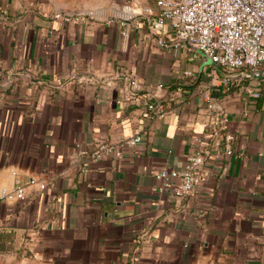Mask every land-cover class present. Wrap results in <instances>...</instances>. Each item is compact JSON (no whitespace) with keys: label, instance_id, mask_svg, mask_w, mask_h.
Wrapping results in <instances>:
<instances>
[{"label":"crops","instance_id":"obj_1","mask_svg":"<svg viewBox=\"0 0 264 264\" xmlns=\"http://www.w3.org/2000/svg\"><path fill=\"white\" fill-rule=\"evenodd\" d=\"M157 1L0 0V264H264V98L247 93L264 83L160 45ZM208 87L230 153L204 136ZM151 99L172 100L163 118L142 116ZM137 133L84 168L98 143ZM197 137L201 182L179 197L155 172L181 169ZM17 186L22 199L2 197Z\"/></svg>","mask_w":264,"mask_h":264},{"label":"built area","instance_id":"obj_2","mask_svg":"<svg viewBox=\"0 0 264 264\" xmlns=\"http://www.w3.org/2000/svg\"><path fill=\"white\" fill-rule=\"evenodd\" d=\"M157 6V17L149 15L146 20L159 34L165 24L171 27L169 39L158 38L160 45L200 52L214 65L226 71H239L242 81L257 79L264 83V0H158ZM55 16L66 21L72 19L68 14L56 13ZM184 77V82L177 84L172 93L180 103L185 102V95L189 91L187 86L192 83L187 79L192 78L193 74L187 70L184 71ZM229 81L230 78H227L225 83ZM212 89L213 87H208L202 95L207 109L203 122L207 133L204 136L224 139L227 152L230 153L235 135L230 129L229 116L213 101ZM247 93L255 98H264V88H248ZM171 106V99L166 102L151 99L142 116L147 119L163 118ZM197 139L199 145L188 156L181 169H161L155 172V177L163 187L176 196L192 195L201 182V172L208 153L202 141L204 137ZM143 140L144 135L137 133L117 142L102 141L95 146L84 163V168L107 155L114 154L121 158L125 148L134 147ZM1 194L3 198L24 197L21 186L11 191L3 190Z\"/></svg>","mask_w":264,"mask_h":264},{"label":"water","instance_id":"obj_3","mask_svg":"<svg viewBox=\"0 0 264 264\" xmlns=\"http://www.w3.org/2000/svg\"><path fill=\"white\" fill-rule=\"evenodd\" d=\"M229 76V75H228ZM231 76V75H230Z\"/></svg>","mask_w":264,"mask_h":264}]
</instances>
